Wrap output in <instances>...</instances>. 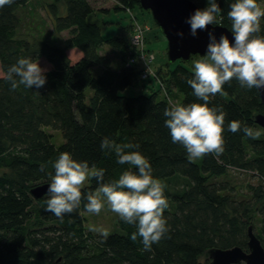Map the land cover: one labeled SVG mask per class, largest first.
Here are the masks:
<instances>
[{"label": "trees", "instance_id": "obj_1", "mask_svg": "<svg viewBox=\"0 0 264 264\" xmlns=\"http://www.w3.org/2000/svg\"><path fill=\"white\" fill-rule=\"evenodd\" d=\"M30 1L14 0L0 8V169L5 170L0 174V264H209V258H202L209 257L210 249L238 246L247 251L249 227L264 249V129L255 120L257 114L264 115V103L258 89L243 88L233 79L224 85L223 95L210 97V107L223 106L226 112L224 152L190 161L186 149L172 142L164 110L169 100L203 103L187 84L194 71L183 65L173 70L152 66L156 58L149 43L161 33L147 22L139 0H114L110 9L130 13L131 23L123 28L128 39L120 34L103 37L99 25L88 21L94 12L90 0L46 3L43 9L54 36L34 37L24 21ZM192 1L199 8L206 6V0ZM217 2L221 12L214 25L231 30L227 13L234 0ZM136 7L142 14L134 13ZM137 25L148 28L143 49L132 43ZM257 35H264V18ZM105 46L118 53L120 66L114 67L112 57L101 51ZM71 49L82 52L75 62L67 56ZM141 53L147 59L152 55V61ZM20 57L43 58L51 65L43 87L11 90L5 74ZM95 67L101 68L97 75L92 73ZM135 85L148 93L123 94ZM232 120L259 129L261 136L254 140L243 131H228ZM47 128L60 131L63 142L55 145ZM106 136L117 145L138 144V149L125 151H140L161 181L176 175L186 181L181 190L164 189L169 232L151 251L144 250L141 238L130 239L136 228L121 219L120 231L107 238L87 231L84 200L75 212L58 218L46 211L48 194L35 198L31 193L36 186L50 184L62 152L104 169L105 182L135 170L100 147ZM241 175L256 182L244 185L238 181ZM97 187L90 179L82 193L86 196Z\"/></svg>", "mask_w": 264, "mask_h": 264}, {"label": "clouds", "instance_id": "obj_2", "mask_svg": "<svg viewBox=\"0 0 264 264\" xmlns=\"http://www.w3.org/2000/svg\"><path fill=\"white\" fill-rule=\"evenodd\" d=\"M14 0H0V8L10 6ZM227 13L231 21V34L222 33L217 37L215 29L208 31L210 25L217 23L221 8L217 0H206V6L196 8L185 20L190 35L208 32V44L202 58L194 61V75L187 80L195 97L200 102L186 105L173 103L164 110L165 126L170 130L172 142L182 145L190 161L203 158L208 154L219 157L224 152V131L226 112L223 106L210 107V97L223 95L225 84L237 80L241 87L264 90V35L261 19L264 6L258 0H234ZM184 37L183 31L177 33ZM39 58L20 57L8 67L5 79L15 91L21 85L27 89H39L47 82V72ZM228 131L243 133L251 138L261 136L259 129L232 120ZM100 147L112 150L117 163L129 164L135 170L122 172L118 179L105 182V170L88 161H77L69 152H62L54 163L55 174L50 176L46 211L58 218L71 214L80 208L82 200L87 212L99 214L105 203L112 212L119 215L126 224L133 225L136 231L130 239L141 238L145 251H151L169 232L165 210L169 207L164 195L165 185L154 177L152 165L138 149V144L117 145L114 140L104 137ZM43 170V169H41ZM95 179L98 187L82 193L85 182ZM90 231L100 233L104 238L109 235L104 228L90 227Z\"/></svg>", "mask_w": 264, "mask_h": 264}, {"label": "rangeland", "instance_id": "obj_3", "mask_svg": "<svg viewBox=\"0 0 264 264\" xmlns=\"http://www.w3.org/2000/svg\"><path fill=\"white\" fill-rule=\"evenodd\" d=\"M52 0H31L30 4L31 7L29 11L27 12V15L29 16L28 20H25V26H29L28 28L32 31L34 37L36 36H42L49 38L50 36H54L53 29L51 26V21L49 20V17L47 16L46 12L44 11L43 7L46 3L51 2ZM91 4L94 7V12L89 16L88 21L96 23L99 25L102 31V35L105 39L114 37L118 34L122 35L125 38H129V34L125 33L123 31V28L126 27L131 23V15L125 10L116 11L110 9L114 6L115 1L114 0H90ZM262 6H264V0L260 3ZM109 10V12L101 11V10ZM135 14H142L140 9L136 7L134 9ZM148 18V23L153 24L154 27L157 25L155 24L151 13H148L147 11L144 12ZM35 22V23H34ZM34 23V24H33ZM41 25L40 28L34 29L32 25ZM44 27V28H42ZM149 30L151 31L152 28L149 27ZM28 31V30H27ZM161 33V32H160ZM62 36H67V32L62 33ZM149 37V36H148ZM147 37V38H148ZM152 38V37H151ZM149 41L150 39H146ZM152 40V39H151ZM151 49L155 53L156 60L152 63V66L157 69L158 67H162L163 70H173L178 65H183L186 68H189L191 70L194 69V61L202 58V55L193 56L190 60L184 61V60H177L175 62H169L167 57V51H168V42L166 41L165 37L162 35V33L159 35L158 39H153L151 43H149ZM101 50L103 53H106L110 55L113 59V66L117 67L121 65L119 55L116 51L113 49L105 46ZM82 55V52L79 49H71L67 51L68 58L75 62L77 59H79ZM40 63L42 67H46L48 69L51 68V65L45 60L40 59ZM101 72L100 67H95L92 69V73L94 75H97ZM0 76H3V72L0 67ZM143 79H147L143 77ZM150 84V83H147ZM153 84L155 87H157L158 83L153 81ZM90 91V90H89ZM147 94L148 90L144 86H130L128 87L123 94L126 96H137L139 94ZM176 98V97H175ZM176 102V101H175ZM48 132L53 135V142L55 145H59L63 142V137L60 131L53 130L50 128H47ZM5 170L0 169V174H2ZM177 176V177H176ZM170 177L166 180H162L161 182L165 185V190L169 191H178L181 190V187L185 184V179L182 177H178V175ZM90 180V179H89ZM89 180L85 182V185L89 184ZM239 182L243 181V184H247L248 182L255 183V180H251L248 178V176L241 175L239 177ZM83 217L85 219L84 221V227L87 231H90L91 226H95L97 228H104L108 231V233L113 232H119V220L120 217L118 214L111 211L107 203H105L104 208L101 210L99 214L90 213V212H84ZM94 234H100L98 232L90 231ZM209 257H203L202 260L208 259ZM245 264V263H240Z\"/></svg>", "mask_w": 264, "mask_h": 264}, {"label": "water", "instance_id": "obj_4", "mask_svg": "<svg viewBox=\"0 0 264 264\" xmlns=\"http://www.w3.org/2000/svg\"><path fill=\"white\" fill-rule=\"evenodd\" d=\"M144 11L150 12L159 31L168 42L167 57L169 62L188 61L193 56L204 55L208 44V32L201 31L196 37L190 35L186 18L199 8L192 0H139ZM215 29L217 37L227 33L232 38L231 30L222 25H210L208 31ZM183 31L184 37L177 35ZM261 102L264 103V90H258ZM256 123L264 129V115L255 116ZM49 184L39 185L32 189L35 198L47 194ZM248 250L236 246L231 249L213 248L208 251L209 264H264V249L260 240L248 228Z\"/></svg>", "mask_w": 264, "mask_h": 264}, {"label": "built area", "instance_id": "obj_5", "mask_svg": "<svg viewBox=\"0 0 264 264\" xmlns=\"http://www.w3.org/2000/svg\"><path fill=\"white\" fill-rule=\"evenodd\" d=\"M148 30V28H143L141 26H136L135 28V33L132 37V43L136 48L143 49L144 44H145V31ZM142 58L145 59L148 63H150L153 59L152 55L148 56V59L145 58V53H141ZM149 70V67H148ZM143 77H147V74H143Z\"/></svg>", "mask_w": 264, "mask_h": 264}, {"label": "crops", "instance_id": "obj_6", "mask_svg": "<svg viewBox=\"0 0 264 264\" xmlns=\"http://www.w3.org/2000/svg\"><path fill=\"white\" fill-rule=\"evenodd\" d=\"M151 34V33H150Z\"/></svg>", "mask_w": 264, "mask_h": 264}]
</instances>
